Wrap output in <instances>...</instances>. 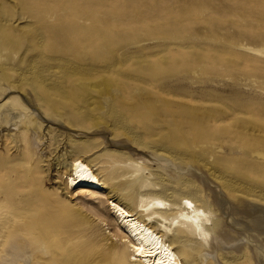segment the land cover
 I'll use <instances>...</instances> for the list:
<instances>
[{
	"label": "rangeland",
	"instance_id": "obj_1",
	"mask_svg": "<svg viewBox=\"0 0 264 264\" xmlns=\"http://www.w3.org/2000/svg\"><path fill=\"white\" fill-rule=\"evenodd\" d=\"M248 49L264 50V0H0V116H16L0 120V236L33 216L59 263L124 264L109 194L66 186L75 156L127 207L174 193L212 212L213 254L188 243L197 264H264V55ZM22 119L36 120L29 154ZM115 144L148 160L152 190L109 177L127 159Z\"/></svg>",
	"mask_w": 264,
	"mask_h": 264
},
{
	"label": "bare ground",
	"instance_id": "obj_2",
	"mask_svg": "<svg viewBox=\"0 0 264 264\" xmlns=\"http://www.w3.org/2000/svg\"><path fill=\"white\" fill-rule=\"evenodd\" d=\"M248 51L256 56L264 55V50L248 49ZM11 104L13 107L21 106L17 100H13ZM0 118L1 122H5L9 119L14 120L16 116L13 117L11 113L5 111ZM33 124L36 125V120L22 119L21 126L23 127L17 135L16 140L22 143L25 154L31 153L39 139L37 133L31 130ZM101 145L103 144H98L96 147ZM112 151L124 154L127 159L124 162H113L114 167L118 169L111 168L108 173L109 177L114 178L118 170H121L135 175L136 181L139 182L148 160L142 157L132 159L138 153L135 154L127 146L115 144ZM255 157L264 160V154L256 153ZM67 159L70 160L67 187L69 185L71 188H86L91 191L92 195L103 198L104 191L109 194V197H106L107 207L113 216L116 233L122 235L121 239H118L119 244L109 246L115 259L124 264H183L182 260L184 264H197L194 253L188 247V243L193 240L203 245L201 254L204 251H208L205 252L206 254H213L209 252L213 251L211 248L213 237L210 231H219L222 222H217L214 214L205 211L201 204H194L186 195L175 199L174 193H170L167 197L170 200H163L157 196L140 195L132 208L127 207L125 205L127 198L119 194L116 189H112L113 185L104 182L94 166H90L75 156ZM136 181H132L130 188L137 191L142 190L143 180L140 181L139 188H137ZM120 182L121 180H118L115 184ZM143 190L152 189L144 188ZM257 208L263 215V222L264 209ZM42 228L33 216L13 215L11 219H6L0 236V264H61L47 244V233L45 232L47 230L45 229H50L52 226ZM230 242H232V247L237 245V242ZM173 244H177V251ZM206 254L204 256L207 257ZM209 264L219 263L211 260Z\"/></svg>",
	"mask_w": 264,
	"mask_h": 264
}]
</instances>
